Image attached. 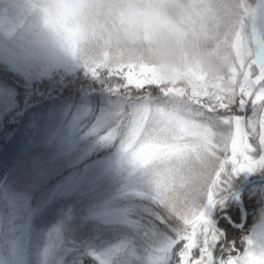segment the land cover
Returning a JSON list of instances; mask_svg holds the SVG:
<instances>
[{
	"label": "rangeland",
	"instance_id": "1",
	"mask_svg": "<svg viewBox=\"0 0 264 264\" xmlns=\"http://www.w3.org/2000/svg\"><path fill=\"white\" fill-rule=\"evenodd\" d=\"M0 63L20 74L25 81L38 80L55 71L66 74L80 67L17 33L11 39L0 36ZM13 96L11 88L0 84V134L4 123L9 122L6 115L12 112L14 118L18 114V110L12 109ZM114 97L106 98L100 104L93 103L87 95L77 100L61 98L45 112L29 116V126L39 133V146L48 156L35 171L37 182L53 181V175L58 178L62 170L65 177L49 184L40 196L35 188H13L11 181L2 188L9 224L6 236L11 246V264H23L25 260L28 240L19 229L20 226L26 228L22 222L33 224L36 216L46 212L51 219L63 218L65 207L73 211L74 205L78 206L80 224L106 227L116 239L126 232L123 238H134L133 245L112 264L169 262L174 240L151 221L156 220L158 208L162 207L154 198L157 181L148 170L151 160L148 164L143 162L147 150L141 153L137 143L126 155L121 147L126 129L116 131L113 139L105 138L106 132L113 131L118 121L119 100ZM13 133L14 129H11L9 134ZM133 152L137 154L135 162H130ZM195 167L198 169V162ZM183 175L174 177L165 172L159 177L166 194L173 188L177 194L184 190L181 187ZM32 184L36 186L35 182ZM200 197L204 202L200 208L206 213L207 196L201 194L198 200ZM207 220L211 226L212 221ZM249 230L250 233L240 241L242 254L248 250H264V220L257 218ZM70 238L72 233L66 234L62 241L69 245ZM68 252L65 248L61 254ZM227 255L232 256L228 247L219 253L217 264L221 258L226 260ZM63 256L58 258V264H64Z\"/></svg>",
	"mask_w": 264,
	"mask_h": 264
},
{
	"label": "snow or ice",
	"instance_id": "2",
	"mask_svg": "<svg viewBox=\"0 0 264 264\" xmlns=\"http://www.w3.org/2000/svg\"><path fill=\"white\" fill-rule=\"evenodd\" d=\"M232 23L236 54L227 83L187 102L178 101L183 93L165 86L146 70L87 71L119 100L118 121L105 138L113 139L116 131L126 129L121 143L126 155L137 143L141 153L148 152L143 162L151 160L148 170L157 181L154 198L171 220L182 222L176 223L179 230L174 243L186 241L179 251L182 264H217L212 248L218 235L213 234L198 206L199 196L205 194L212 203L222 176L226 179L237 170L264 166V0H235ZM241 112L251 115L237 114ZM245 128L258 138V159L245 154L251 150ZM131 154L134 159L130 162H135L137 154ZM238 156L244 163H239ZM229 163L231 170L227 171ZM165 172L174 177L184 174L182 192L177 194L173 188L165 193L159 182ZM193 249H199L198 259H190ZM249 255L246 251L235 259L221 258L220 264H250Z\"/></svg>",
	"mask_w": 264,
	"mask_h": 264
},
{
	"label": "clouds",
	"instance_id": "3",
	"mask_svg": "<svg viewBox=\"0 0 264 264\" xmlns=\"http://www.w3.org/2000/svg\"><path fill=\"white\" fill-rule=\"evenodd\" d=\"M234 10L235 0H0V29L86 71L146 70L187 102L227 83ZM247 252L264 264V250Z\"/></svg>",
	"mask_w": 264,
	"mask_h": 264
},
{
	"label": "trees",
	"instance_id": "4",
	"mask_svg": "<svg viewBox=\"0 0 264 264\" xmlns=\"http://www.w3.org/2000/svg\"><path fill=\"white\" fill-rule=\"evenodd\" d=\"M15 33L12 29H0V34L6 35L8 38L13 37ZM0 84L13 90L12 109L18 110V114L14 118L12 112L6 115L5 119L9 122L4 123V129L0 134V264H11V246L9 247L8 236H6L9 224L7 210L2 200L3 186L11 181L12 187L15 189L32 190L35 188L36 192H40L45 189L46 185L65 177L62 170L58 178L53 175L55 179L53 181L37 182L35 171L40 163L48 159V156L41 152L40 136L37 131L30 128L29 116L45 112L61 98H78L85 94L96 104L100 103L102 99L111 98L113 94L102 81L94 79L81 67L66 74L62 71H55L38 80L25 81L20 74L0 63ZM129 87L135 91L134 86ZM237 114L251 115L250 112ZM11 129H14L13 134H9ZM245 131L249 133L248 143L251 145V150L245 154L252 159H258L260 154L258 138L254 139L249 129L245 128ZM220 155L222 157L223 153ZM228 156L231 160L230 146ZM238 161L244 163L243 157L238 156ZM225 168L230 171L231 163L227 164ZM263 175L264 166H258L253 170H237L234 173H229L226 179L222 176V182L217 186V191L213 196L214 202L206 204V206H210L209 217L228 213L234 222H238L240 210L233 201L232 194L244 181ZM34 182L36 186L32 184ZM256 198L258 199L257 194L253 191L245 194L244 206L248 214H253L258 210L259 204ZM201 204L200 202L198 205ZM65 210L66 214L63 218L58 216L51 219L49 214L44 213L36 216L33 224L31 222L26 225L21 223L26 228L20 226L19 229L24 233V239L28 240L23 264H58V258L61 255H64L62 257L64 264H112L131 245L133 238L125 239L122 236L116 239L105 227L93 232L77 222L76 213L71 211L70 207H65ZM166 217L167 219H165ZM151 221L158 225V229L162 233L173 240L179 230L176 223H182L178 220H171L168 212L163 208H158V217ZM219 227L224 230L228 240L237 236V230L222 219L219 222ZM68 233H72V238H70L72 244L68 246V254H61V250L65 247L62 239ZM12 240L15 241L14 236H12ZM218 242L217 240L213 242V255ZM185 243L186 241H179L174 245L168 264H180L179 251ZM192 258H199V249L192 250L190 259Z\"/></svg>",
	"mask_w": 264,
	"mask_h": 264
},
{
	"label": "water",
	"instance_id": "5",
	"mask_svg": "<svg viewBox=\"0 0 264 264\" xmlns=\"http://www.w3.org/2000/svg\"><path fill=\"white\" fill-rule=\"evenodd\" d=\"M254 182V181H253ZM251 182L246 183L239 191L244 189L247 185H249ZM263 215H264V200H263Z\"/></svg>",
	"mask_w": 264,
	"mask_h": 264
},
{
	"label": "flooded vegetation",
	"instance_id": "6",
	"mask_svg": "<svg viewBox=\"0 0 264 264\" xmlns=\"http://www.w3.org/2000/svg\"><path fill=\"white\" fill-rule=\"evenodd\" d=\"M236 239V238H235Z\"/></svg>",
	"mask_w": 264,
	"mask_h": 264
}]
</instances>
